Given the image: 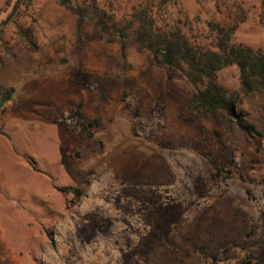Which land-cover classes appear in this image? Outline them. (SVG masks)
Masks as SVG:
<instances>
[{"label":"rangeland","instance_id":"rangeland-1","mask_svg":"<svg viewBox=\"0 0 264 264\" xmlns=\"http://www.w3.org/2000/svg\"><path fill=\"white\" fill-rule=\"evenodd\" d=\"M95 1L117 19L145 2ZM148 1L197 45L216 49L209 22L236 23L230 44L264 52L261 0ZM27 2L0 0V88L14 89L0 109V264H264V91L236 99L248 134L190 110L185 78L134 43L98 38L58 0ZM217 80L234 95L236 66ZM74 108L99 121L91 137L58 123ZM155 110L163 131L137 136L136 114Z\"/></svg>","mask_w":264,"mask_h":264},{"label":"trees","instance_id":"trees-1","mask_svg":"<svg viewBox=\"0 0 264 264\" xmlns=\"http://www.w3.org/2000/svg\"><path fill=\"white\" fill-rule=\"evenodd\" d=\"M58 2L79 20L87 19L91 22L97 28L98 38L111 42L112 38L119 37L122 41L132 42L138 49L147 51L153 61L178 71L191 87V96L187 102L190 110L203 115L220 114L228 123L234 124L248 134L256 133L255 126L246 122L244 114L236 110V99L240 95L264 91V52L230 44L237 27L236 23L229 25L208 23L210 30L216 33V49H213L193 43L179 26H158L148 0L128 16L118 19L101 8L95 0L82 6L73 4L72 0ZM32 21L34 22V19ZM260 22L264 28V0H261ZM14 36L24 49L37 50L30 26L16 25ZM124 47L123 42L122 48ZM4 49L9 58L15 57L10 52V47L4 46ZM230 65L236 66L238 70V83L234 95L229 94L217 80L218 72ZM13 92L12 87L0 88V109L10 101ZM162 118L163 115L158 110L153 112L150 120L136 114L137 136L150 139L159 135L165 126ZM58 123L88 137L92 136V129L100 125L97 119L87 121L79 108L65 111L58 119ZM159 145L162 148L169 147L168 142Z\"/></svg>","mask_w":264,"mask_h":264}]
</instances>
